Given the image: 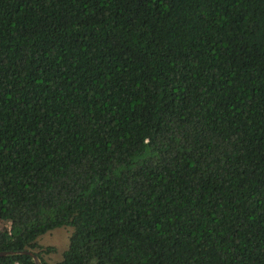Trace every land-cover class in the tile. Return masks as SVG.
<instances>
[{
	"label": "trees",
	"instance_id": "1",
	"mask_svg": "<svg viewBox=\"0 0 264 264\" xmlns=\"http://www.w3.org/2000/svg\"><path fill=\"white\" fill-rule=\"evenodd\" d=\"M0 220V264H264V0H0Z\"/></svg>",
	"mask_w": 264,
	"mask_h": 264
},
{
	"label": "rangeland",
	"instance_id": "2",
	"mask_svg": "<svg viewBox=\"0 0 264 264\" xmlns=\"http://www.w3.org/2000/svg\"><path fill=\"white\" fill-rule=\"evenodd\" d=\"M8 225L7 222L0 220V227ZM71 228L67 226H59L47 231L39 237L40 243L44 245H53L56 250L45 253V257L49 262L54 263L60 259L61 251L68 244V236Z\"/></svg>",
	"mask_w": 264,
	"mask_h": 264
},
{
	"label": "water",
	"instance_id": "3",
	"mask_svg": "<svg viewBox=\"0 0 264 264\" xmlns=\"http://www.w3.org/2000/svg\"><path fill=\"white\" fill-rule=\"evenodd\" d=\"M12 251L11 250H0V255H3V254H8V253H11ZM28 252H31V254L33 255L35 261H36V264H41V261L40 259L38 258V256L33 253L32 251H29Z\"/></svg>",
	"mask_w": 264,
	"mask_h": 264
}]
</instances>
